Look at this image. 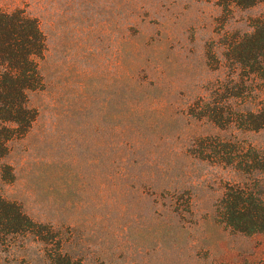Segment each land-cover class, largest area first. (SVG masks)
Masks as SVG:
<instances>
[{
  "label": "rangeland",
  "instance_id": "374dc122",
  "mask_svg": "<svg viewBox=\"0 0 264 264\" xmlns=\"http://www.w3.org/2000/svg\"><path fill=\"white\" fill-rule=\"evenodd\" d=\"M45 35L37 118L0 159V198L52 241L0 232V264H264V234L215 219L243 176L194 154L204 137L264 148V128L189 114L228 75V45L264 4L215 0H0Z\"/></svg>",
  "mask_w": 264,
  "mask_h": 264
},
{
  "label": "trees",
  "instance_id": "16d2710c",
  "mask_svg": "<svg viewBox=\"0 0 264 264\" xmlns=\"http://www.w3.org/2000/svg\"><path fill=\"white\" fill-rule=\"evenodd\" d=\"M225 10L249 8L264 0H215ZM253 31L228 45V75L217 80L207 97L189 106V114L206 118L219 128L243 131L264 128V15L255 19ZM46 51L45 35L37 18L24 9L0 10V159L11 142L26 136L38 112L29 95L43 90L40 61ZM194 154L213 164L231 167L243 176L228 183L214 205L215 219L243 235L264 234V148L216 137L198 140ZM16 204L0 198V232L35 235L49 244L53 233L42 229Z\"/></svg>",
  "mask_w": 264,
  "mask_h": 264
}]
</instances>
